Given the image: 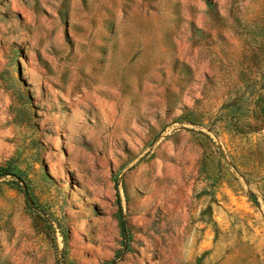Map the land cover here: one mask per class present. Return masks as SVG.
I'll use <instances>...</instances> for the list:
<instances>
[{"label":"rangeland","instance_id":"rangeland-1","mask_svg":"<svg viewBox=\"0 0 264 264\" xmlns=\"http://www.w3.org/2000/svg\"><path fill=\"white\" fill-rule=\"evenodd\" d=\"M0 264H264V0H0Z\"/></svg>","mask_w":264,"mask_h":264},{"label":"trees","instance_id":"trees-1","mask_svg":"<svg viewBox=\"0 0 264 264\" xmlns=\"http://www.w3.org/2000/svg\"><path fill=\"white\" fill-rule=\"evenodd\" d=\"M254 201L256 202L255 198H254ZM120 228H121L122 233L124 234L125 233V227H124V223L122 221L120 222Z\"/></svg>","mask_w":264,"mask_h":264}]
</instances>
